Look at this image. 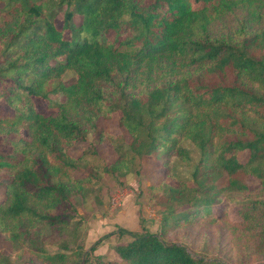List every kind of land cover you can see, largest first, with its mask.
<instances>
[{
  "label": "trees",
  "instance_id": "1",
  "mask_svg": "<svg viewBox=\"0 0 264 264\" xmlns=\"http://www.w3.org/2000/svg\"><path fill=\"white\" fill-rule=\"evenodd\" d=\"M0 101L13 111L0 118V233L15 251L27 244L42 264H81L67 253L81 247L64 239L81 228L77 205L104 203L140 175L141 158L168 169L173 156L196 158L202 192L164 182V230L222 224L240 261L264 259V0H0ZM115 113L130 144L97 126ZM103 142L116 162L99 158ZM223 176L243 196L240 222L215 213ZM44 232L61 240L56 253ZM124 234L133 239L116 247L119 263L105 264H224L147 228ZM0 264L25 262L1 251Z\"/></svg>",
  "mask_w": 264,
  "mask_h": 264
},
{
  "label": "rangeland",
  "instance_id": "2",
  "mask_svg": "<svg viewBox=\"0 0 264 264\" xmlns=\"http://www.w3.org/2000/svg\"><path fill=\"white\" fill-rule=\"evenodd\" d=\"M59 23H61L59 21ZM63 79L67 83H73L76 75L68 72L63 75ZM63 98H59L62 101ZM36 109L40 112L47 111V104L40 99H35ZM13 115V111L3 101H0V118ZM120 114L115 113L109 122L99 120L97 126L103 128L108 126L109 131L114 136L122 137L124 143L130 144L131 135L119 125ZM24 139H28L26 131H22ZM95 141L91 140L90 142ZM94 145L96 143H93ZM89 144L82 145L80 149H76V153L84 151ZM99 158L104 164H112L117 161L118 153L110 142H103L96 145ZM195 158V157H194ZM196 159V158H195ZM194 159L193 165H188L180 160L170 158L171 166L167 169L159 166L154 157L147 156L141 158L137 163L140 164V175L136 176V170H133L126 176L124 184L115 186L113 192L104 199V203L94 205L95 197L92 196L84 201L80 206L77 205V214L75 218L82 221L80 230L71 231L74 233L64 235L72 248L81 247L82 252L70 254V258L78 260L81 264H105L118 262L119 257L116 254V247L122 243L129 242L133 238L124 234L119 236V231H126L132 234H141L146 228L147 221H153V227L148 231L159 234L166 241L177 242L187 247L188 251L193 255L204 257L207 259H215L224 264H264L263 258L254 255L248 263L240 261V253L231 241V237L226 228L222 224L214 227H204L198 224L194 227L171 228L164 230V224L161 222L164 208L161 204V185L165 182L174 187H188L196 192V197H201V189H199L192 177L194 165L197 161ZM240 159L244 162L246 156L240 155ZM136 167V166H135ZM77 177L83 176V173L76 174ZM227 177L223 176L216 182V187L220 190L221 201L215 207L216 215L225 212L226 219L230 223H237L242 220L239 210L242 205L243 196L227 187ZM245 184L250 188H254L259 181L252 176L245 178ZM194 192H189L191 196ZM3 198V189L0 188V199ZM82 217V219H81ZM74 220V219H73ZM69 232V231H68ZM164 233V235H163ZM43 247L51 254L56 253L62 247V242L58 237L43 234ZM9 234L0 233V253L6 252L16 263H32L42 264L35 256V252L31 250V246L22 244L19 250L6 242ZM72 250H75L72 249ZM83 253V254H82ZM88 255V256H86ZM18 256H22V260H17Z\"/></svg>",
  "mask_w": 264,
  "mask_h": 264
},
{
  "label": "crops",
  "instance_id": "3",
  "mask_svg": "<svg viewBox=\"0 0 264 264\" xmlns=\"http://www.w3.org/2000/svg\"><path fill=\"white\" fill-rule=\"evenodd\" d=\"M154 222L153 221H147L145 223L146 228L149 230L153 227Z\"/></svg>",
  "mask_w": 264,
  "mask_h": 264
}]
</instances>
